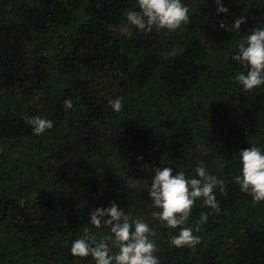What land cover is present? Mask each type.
<instances>
[{"label":"trees","instance_id":"trees-1","mask_svg":"<svg viewBox=\"0 0 264 264\" xmlns=\"http://www.w3.org/2000/svg\"><path fill=\"white\" fill-rule=\"evenodd\" d=\"M181 2L186 24L142 33L126 19L138 0H0V264H95L71 246L110 235L90 214L113 202L155 230L159 264H264V201L234 179L241 151L264 153V85L244 91L232 59L264 0ZM35 116L54 126L35 135ZM201 162L226 193L219 213L197 200L186 226L207 212L202 242L176 248L146 189L157 167L191 178Z\"/></svg>","mask_w":264,"mask_h":264},{"label":"clouds","instance_id":"clouds-1","mask_svg":"<svg viewBox=\"0 0 264 264\" xmlns=\"http://www.w3.org/2000/svg\"><path fill=\"white\" fill-rule=\"evenodd\" d=\"M218 13H227L228 8L216 0ZM139 11H128L126 19L142 33L175 31L189 20V9L181 0H138ZM241 16L232 24L231 30H239L245 23ZM224 28L225 23L221 22ZM238 54L232 57L245 69L236 77L244 91H250L264 85V28H256L238 45ZM64 106L72 108L71 99ZM109 106L117 113L122 110L123 98L109 101ZM26 122L32 126L35 135H41L50 130L53 122L39 116L27 117ZM139 159H142L140 157ZM242 169L235 176V183L243 193L252 197L253 202L264 201V153L258 147L251 146L240 152ZM194 177H186L183 171L173 174L170 167H157L151 185L146 189L153 207L159 211L153 216L169 229H180L174 235L170 244L176 248L190 247L195 249L202 241L194 232L200 231V225L206 223L209 214L202 212L195 227L186 226L197 200L202 199L203 205L214 213H219L220 204L214 189L219 187L221 194L226 193L223 180L210 175L203 162L195 169ZM107 217V219H105ZM90 225L100 228L107 227L110 235L96 240L90 235L88 228L84 229L82 238L71 246V254L77 258H88L95 264H159L155 253L157 246L152 239L156 236L154 229L140 218L125 214L114 202L109 208H97L90 214ZM113 249H116L113 252Z\"/></svg>","mask_w":264,"mask_h":264}]
</instances>
